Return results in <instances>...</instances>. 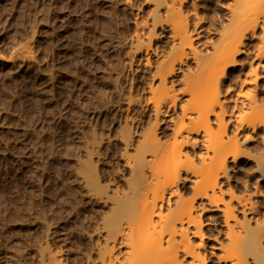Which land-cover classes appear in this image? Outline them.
Listing matches in <instances>:
<instances>
[{"label": "rangeland", "instance_id": "1", "mask_svg": "<svg viewBox=\"0 0 264 264\" xmlns=\"http://www.w3.org/2000/svg\"><path fill=\"white\" fill-rule=\"evenodd\" d=\"M195 1L200 50L215 38L226 0ZM150 6L0 0V264H53V257L58 264H98L102 219L129 177L124 160L153 120L146 98L152 65L131 43ZM152 56L151 49L148 61ZM178 112L176 106L167 119L162 114V139ZM218 216L205 222L209 229L219 227ZM212 245L208 237L206 249L218 253ZM123 249L115 246L113 256Z\"/></svg>", "mask_w": 264, "mask_h": 264}, {"label": "bare ground", "instance_id": "2", "mask_svg": "<svg viewBox=\"0 0 264 264\" xmlns=\"http://www.w3.org/2000/svg\"><path fill=\"white\" fill-rule=\"evenodd\" d=\"M145 1L149 20L135 23L131 43L152 65L154 115L124 154L129 177L102 219L98 264H264V3L226 0L215 38L198 50L195 0ZM176 106L162 139L157 127ZM215 212L220 225L209 229Z\"/></svg>", "mask_w": 264, "mask_h": 264}, {"label": "snow or ice", "instance_id": "3", "mask_svg": "<svg viewBox=\"0 0 264 264\" xmlns=\"http://www.w3.org/2000/svg\"><path fill=\"white\" fill-rule=\"evenodd\" d=\"M261 3H264V0H261Z\"/></svg>", "mask_w": 264, "mask_h": 264}]
</instances>
